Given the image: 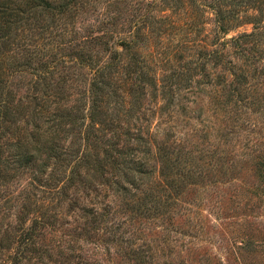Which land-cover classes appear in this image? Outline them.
<instances>
[{
  "label": "rangeland",
  "instance_id": "374dc122",
  "mask_svg": "<svg viewBox=\"0 0 264 264\" xmlns=\"http://www.w3.org/2000/svg\"><path fill=\"white\" fill-rule=\"evenodd\" d=\"M138 1L153 0H91L67 37L86 35L107 15L123 21L135 12L132 8L142 14L146 5ZM156 2V17L167 16L157 24L166 29L170 15L172 20L178 15ZM201 21L213 38L218 31L214 12L206 8ZM255 24L246 20L219 35L228 40L256 32ZM151 29L146 28L152 42L145 45L155 49L156 59H147L161 84L168 85L167 75L173 74L177 84L168 91L159 84L156 96L145 90L137 102L136 92L127 97L129 86L119 90L124 103L114 131L116 149L123 155L138 149L145 168L132 196L117 195L110 179L84 197L82 188L62 189L61 171L34 189L29 175L17 172L0 185V264H264V34L245 44L248 55L258 54L257 62L243 64L228 47L218 65L209 57L204 71L190 74L178 56L191 54L195 66L202 59L199 52L184 45L172 56L162 42L169 47L195 34ZM239 68L248 70L241 85ZM29 78L25 73L13 77V85L22 81L20 88L14 86L17 97L25 95ZM234 86L239 92L233 94ZM25 192L33 204L24 199ZM40 218L32 251L18 252L8 239Z\"/></svg>",
  "mask_w": 264,
  "mask_h": 264
},
{
  "label": "trees",
  "instance_id": "16d2710c",
  "mask_svg": "<svg viewBox=\"0 0 264 264\" xmlns=\"http://www.w3.org/2000/svg\"><path fill=\"white\" fill-rule=\"evenodd\" d=\"M156 1L136 2L146 5L142 14L136 11L139 8L129 5L131 13L135 12L125 20L107 15L86 35L74 33L67 37L69 26L86 11L91 0H0V185L22 172L29 175L30 187L36 189L49 184L50 174L61 171L65 178L62 189L82 188L84 197L98 191L110 179L117 195L132 196L145 168L143 160L136 156L138 149L126 155L116 149L118 138L114 131L120 126L116 120L120 119L124 103L119 99V90L129 86L127 97H132L134 91L137 102L145 90L156 96L159 84L167 91L177 84L173 81L175 74L167 75L168 85L161 84L162 80L156 77L147 59H156L155 49L149 50L145 45L154 36L147 32L148 26L159 34L165 30L167 35H176L186 29L195 34L185 41L178 38L169 47L162 42L172 56L179 55L184 45L199 52L202 59L195 66L191 54L185 57L181 52L178 56L184 58V70L190 74L195 69L204 71L205 59L209 57L212 64L218 65L228 47L243 58V64L257 62L258 54L248 55L245 44L249 38L264 34V0H158L178 15L176 20L170 15L166 29L157 24L165 22L167 16L156 17V12H160ZM206 8L214 12L218 24L215 39L208 36L201 21ZM246 20L260 29L228 40L219 35ZM210 43L216 46L209 49ZM238 70L241 85L248 70ZM23 73L30 76L23 82L27 91L17 97L14 86L20 88L22 81L13 85L12 79ZM79 75L86 77L85 82L84 78L81 82ZM238 89L234 86L231 90L234 94ZM129 130L125 132L131 134ZM123 156L129 161H122ZM54 180L58 181L57 177ZM24 199L33 204L28 192ZM39 207L43 212V206ZM41 220L29 227L23 224L21 234L8 239L14 240L11 244H16L18 252L32 251L29 245Z\"/></svg>",
  "mask_w": 264,
  "mask_h": 264
}]
</instances>
